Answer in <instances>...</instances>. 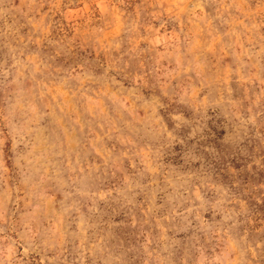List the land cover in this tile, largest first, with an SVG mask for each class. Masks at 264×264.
<instances>
[{"label":"rangeland","instance_id":"rangeland-1","mask_svg":"<svg viewBox=\"0 0 264 264\" xmlns=\"http://www.w3.org/2000/svg\"><path fill=\"white\" fill-rule=\"evenodd\" d=\"M0 264H264V0H0Z\"/></svg>","mask_w":264,"mask_h":264}]
</instances>
